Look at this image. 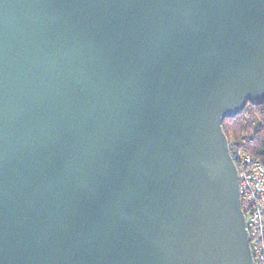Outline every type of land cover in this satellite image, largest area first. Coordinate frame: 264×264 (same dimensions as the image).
Wrapping results in <instances>:
<instances>
[{"label":"water","instance_id":"1","mask_svg":"<svg viewBox=\"0 0 264 264\" xmlns=\"http://www.w3.org/2000/svg\"><path fill=\"white\" fill-rule=\"evenodd\" d=\"M261 100L264 0H0V264H253Z\"/></svg>","mask_w":264,"mask_h":264},{"label":"built area","instance_id":"2","mask_svg":"<svg viewBox=\"0 0 264 264\" xmlns=\"http://www.w3.org/2000/svg\"><path fill=\"white\" fill-rule=\"evenodd\" d=\"M227 143L238 175L240 206L253 264H264V161L247 152L252 137L240 136Z\"/></svg>","mask_w":264,"mask_h":264},{"label":"trees","instance_id":"3","mask_svg":"<svg viewBox=\"0 0 264 264\" xmlns=\"http://www.w3.org/2000/svg\"><path fill=\"white\" fill-rule=\"evenodd\" d=\"M255 121L258 123L254 126ZM222 130L228 141L240 135L252 137L253 143L248 145L246 150L254 158L264 161V100L254 104L248 103L234 117L225 118L222 121ZM250 130L253 133L249 134Z\"/></svg>","mask_w":264,"mask_h":264},{"label":"rangeland","instance_id":"4","mask_svg":"<svg viewBox=\"0 0 264 264\" xmlns=\"http://www.w3.org/2000/svg\"><path fill=\"white\" fill-rule=\"evenodd\" d=\"M258 123L257 121L254 122V126L255 124ZM253 133L252 130H250L249 134ZM243 135V134H242ZM241 136V135H240ZM244 136V135H243Z\"/></svg>","mask_w":264,"mask_h":264}]
</instances>
